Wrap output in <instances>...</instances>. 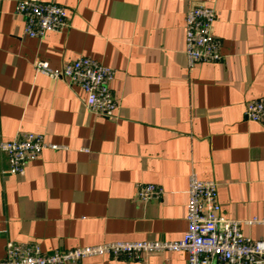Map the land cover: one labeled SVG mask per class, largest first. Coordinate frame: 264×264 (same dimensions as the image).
I'll return each instance as SVG.
<instances>
[{
	"label": "crops",
	"instance_id": "0c3cea01",
	"mask_svg": "<svg viewBox=\"0 0 264 264\" xmlns=\"http://www.w3.org/2000/svg\"><path fill=\"white\" fill-rule=\"evenodd\" d=\"M20 0H0V142L21 133L48 145L21 175L0 152V261L5 244L43 253L110 242L182 239L188 178L217 184L221 215L259 240L264 219V124L244 117L264 96V0H42L63 6L67 27L23 34ZM214 9L217 63L187 64L184 15ZM87 57L114 71L116 120L89 112L77 86L34 71ZM164 191L142 202L137 185ZM184 252L79 264H186Z\"/></svg>",
	"mask_w": 264,
	"mask_h": 264
},
{
	"label": "built area",
	"instance_id": "2783aa9c",
	"mask_svg": "<svg viewBox=\"0 0 264 264\" xmlns=\"http://www.w3.org/2000/svg\"><path fill=\"white\" fill-rule=\"evenodd\" d=\"M15 15L23 20V34L30 39H42L47 33H60L67 27V10L56 3L42 0H20ZM216 19L214 9L189 7L184 15V54L191 67L198 63H217L222 59L221 42L213 34ZM34 71L53 81L62 80L77 86L85 95V107L92 114L116 120L118 104L110 91L114 71L87 57H77L61 69H52L47 62L35 61ZM246 120L264 124V96L245 105ZM48 145L43 135L21 133L7 142H0V152L6 156L8 175H21L30 162ZM164 195L153 184L137 185L136 196L142 202L160 200ZM185 221L187 229L179 241L110 242L92 247H77L66 251L43 253L34 243L5 244V257L0 264H79L90 257L138 259L163 252H184L186 264H264V236L259 240L245 237L241 222L225 219L217 199V184L201 181L196 175L188 178ZM246 225H261L264 219L254 217Z\"/></svg>",
	"mask_w": 264,
	"mask_h": 264
}]
</instances>
